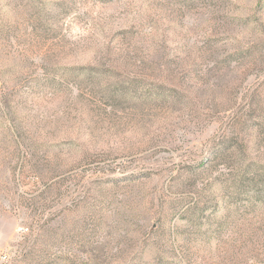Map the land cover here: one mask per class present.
Segmentation results:
<instances>
[{"label":"rangeland","instance_id":"rangeland-1","mask_svg":"<svg viewBox=\"0 0 264 264\" xmlns=\"http://www.w3.org/2000/svg\"><path fill=\"white\" fill-rule=\"evenodd\" d=\"M0 264H264V0H0Z\"/></svg>","mask_w":264,"mask_h":264}]
</instances>
